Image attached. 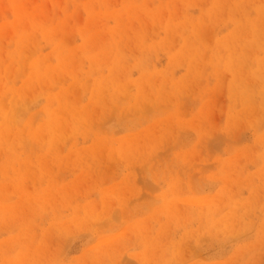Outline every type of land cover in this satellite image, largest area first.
Masks as SVG:
<instances>
[{
	"label": "rangeland",
	"instance_id": "374dc122",
	"mask_svg": "<svg viewBox=\"0 0 264 264\" xmlns=\"http://www.w3.org/2000/svg\"><path fill=\"white\" fill-rule=\"evenodd\" d=\"M0 264H264V0H0Z\"/></svg>",
	"mask_w": 264,
	"mask_h": 264
}]
</instances>
